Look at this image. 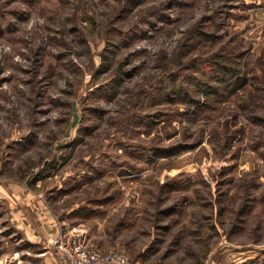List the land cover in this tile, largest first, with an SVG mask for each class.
<instances>
[{
	"label": "rangeland",
	"instance_id": "1",
	"mask_svg": "<svg viewBox=\"0 0 264 264\" xmlns=\"http://www.w3.org/2000/svg\"><path fill=\"white\" fill-rule=\"evenodd\" d=\"M0 161L44 176L0 264H264V0H0Z\"/></svg>",
	"mask_w": 264,
	"mask_h": 264
},
{
	"label": "crops",
	"instance_id": "2",
	"mask_svg": "<svg viewBox=\"0 0 264 264\" xmlns=\"http://www.w3.org/2000/svg\"><path fill=\"white\" fill-rule=\"evenodd\" d=\"M9 168H15L17 162H11L10 160L6 163ZM6 164H3L0 161V210L7 208L14 215V225L19 229L20 233L24 234V241L26 242H34L30 237L31 231H29L25 222H32L35 220V225L43 227L44 223V190L42 188L44 176L36 177L34 183L32 181L29 182V178H24L23 180H17L16 173L11 175H2ZM12 171V170H9ZM41 187L40 193L34 192L33 186ZM38 191V189H37ZM59 202V200H58ZM40 206L39 214L34 211V207ZM79 210V207L71 208L69 212H75ZM18 218V220H17ZM54 221L53 215L48 217V222ZM67 220V219H66ZM63 221L66 224L65 226L69 228V224ZM68 221V220H67ZM30 222V223H31ZM19 223V227L17 225ZM44 229V227L42 228ZM27 235V236H26Z\"/></svg>",
	"mask_w": 264,
	"mask_h": 264
},
{
	"label": "built area",
	"instance_id": "3",
	"mask_svg": "<svg viewBox=\"0 0 264 264\" xmlns=\"http://www.w3.org/2000/svg\"><path fill=\"white\" fill-rule=\"evenodd\" d=\"M69 237L57 246L67 264H126L127 255L116 248L101 249L95 243H87L82 238Z\"/></svg>",
	"mask_w": 264,
	"mask_h": 264
},
{
	"label": "water",
	"instance_id": "4",
	"mask_svg": "<svg viewBox=\"0 0 264 264\" xmlns=\"http://www.w3.org/2000/svg\"><path fill=\"white\" fill-rule=\"evenodd\" d=\"M78 113H77V110H76V106L74 105V120L72 122V126H75L78 122Z\"/></svg>",
	"mask_w": 264,
	"mask_h": 264
}]
</instances>
